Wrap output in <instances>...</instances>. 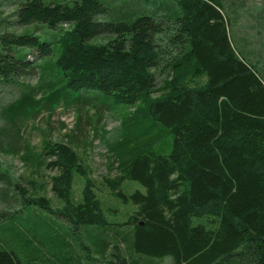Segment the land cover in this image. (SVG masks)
I'll return each mask as SVG.
<instances>
[{"label":"trees","instance_id":"1","mask_svg":"<svg viewBox=\"0 0 264 264\" xmlns=\"http://www.w3.org/2000/svg\"><path fill=\"white\" fill-rule=\"evenodd\" d=\"M170 1L176 6L164 16L117 22L104 18L106 0L17 3L16 24L43 25L51 40L29 30L0 35V82L37 69L42 82L3 106L0 149L20 153L32 174L52 171L60 205L39 193L35 175L20 184L0 169L8 208L0 210V264H80L63 261L52 243L78 228L92 235L95 251H116L109 264H264V65L251 64L236 41L232 0ZM29 49L39 52V65L26 59ZM63 89L65 98L75 94L65 107L92 106L96 121L108 108L101 95L129 107L108 146L117 173L104 179L134 205L124 222L108 221L72 142L47 134L38 154L22 134L28 120L60 106ZM82 131L80 123L76 138ZM76 174L86 177L79 198ZM127 181L142 189L124 192ZM54 218L60 228L47 222Z\"/></svg>","mask_w":264,"mask_h":264},{"label":"rangeland","instance_id":"2","mask_svg":"<svg viewBox=\"0 0 264 264\" xmlns=\"http://www.w3.org/2000/svg\"><path fill=\"white\" fill-rule=\"evenodd\" d=\"M108 13L104 18L111 21H131L142 14H154L164 16L166 10L176 6L174 1L170 0H106ZM20 0H0V35L5 32L15 31L21 33L29 30L42 39L51 40V32L43 25L32 24L30 26H22L16 24L17 3ZM232 14L235 16L234 32L236 33V41L240 47H243L246 57L251 64L258 66L264 65V0H232ZM230 4V5H231ZM170 9V10H171ZM57 52V50H56ZM26 59L33 66L41 63L42 58L39 52L34 49L26 50ZM58 53H55L56 57ZM38 69L24 78H20L17 83L5 84L0 82V114L3 106L14 102L22 92L27 90L26 86L36 87L42 82L39 80ZM55 88L61 89L65 83L60 73H56ZM60 106H58L52 114L49 111H43L36 118L28 120L22 127V134L30 140L35 151L39 154L43 151L45 135L53 142L65 141L72 142L74 148L78 151L83 165L86 167L87 177L91 178L95 184V190L101 200L104 212L108 221L112 224H118L126 221L128 216L134 210L132 203H124L118 198L117 194L109 190L104 179L105 177L113 178L117 171L109 169V142L118 137L121 131V122L123 116L129 115V107L126 105L116 104L109 96L101 95L99 102L105 104V108L101 113V120L96 121L95 116L98 110L92 106H86L82 109L75 104L65 107L67 100H74L75 94L64 96ZM41 93L37 95L40 97ZM64 106V107H63ZM81 117V122H80ZM91 119V123L88 122ZM81 123L83 131L78 134L77 127ZM1 124V122H0ZM86 127V128H85ZM95 128V130H94ZM97 132V136L95 135ZM72 137V138H71ZM80 140V141H78ZM84 140V141H81ZM86 140V141H85ZM84 142H88L85 147ZM85 147V148H84ZM167 152H170V148ZM0 169H2L15 182L25 184L27 178L35 175L38 185H43L40 194H44L58 206V200L54 198L51 191L50 176L52 171L42 168L38 174H32V167L25 164L20 153H12L5 148L0 149ZM74 195L79 198L82 189L86 183V177L76 174L74 176ZM2 187V185L0 186ZM136 189H142L141 185L135 181H127L123 184V191L131 193ZM57 204V205H56ZM14 208V207H11ZM8 209L0 200V210ZM47 222L56 223L53 227L60 228L56 218L47 220ZM116 227V226H115ZM127 230V228H124ZM109 232V231H108ZM10 231L7 232L9 234ZM110 233V232H109ZM64 237L54 238L52 243L53 251L60 253L63 261L77 262L80 264H109L116 261L115 253L110 247L107 253L102 254L95 251L91 244L92 235L83 229H70L63 231ZM67 234V235H66ZM112 234V233H111ZM99 237V235H97ZM98 239V238H97ZM22 251L24 242L10 243L11 246ZM91 246V247H90ZM25 250V249H24ZM28 250V249H27ZM72 253L70 255L69 253ZM42 260L40 262H44ZM46 262V261H45ZM170 259L147 261L145 264H171Z\"/></svg>","mask_w":264,"mask_h":264}]
</instances>
